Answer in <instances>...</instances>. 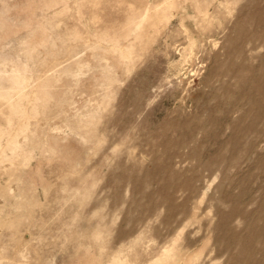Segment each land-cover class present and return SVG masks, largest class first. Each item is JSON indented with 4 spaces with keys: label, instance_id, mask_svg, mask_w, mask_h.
<instances>
[{
    "label": "rangeland",
    "instance_id": "1",
    "mask_svg": "<svg viewBox=\"0 0 264 264\" xmlns=\"http://www.w3.org/2000/svg\"><path fill=\"white\" fill-rule=\"evenodd\" d=\"M0 264H264V0H0Z\"/></svg>",
    "mask_w": 264,
    "mask_h": 264
}]
</instances>
